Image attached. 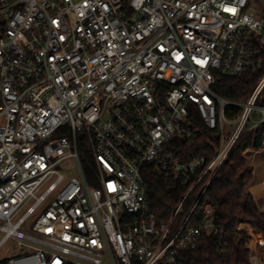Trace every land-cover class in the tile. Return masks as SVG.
<instances>
[{
    "label": "built area",
    "instance_id": "built-area-1",
    "mask_svg": "<svg viewBox=\"0 0 264 264\" xmlns=\"http://www.w3.org/2000/svg\"><path fill=\"white\" fill-rule=\"evenodd\" d=\"M246 70L260 73L246 101L213 90ZM262 95L264 0H0V250H15L0 264H180L204 232L223 253L211 204L196 226L184 229L192 209L171 223L264 125ZM191 110L215 131L210 159L174 153L173 138H196ZM145 164L184 188L168 223L150 209ZM244 230L249 264H264V236Z\"/></svg>",
    "mask_w": 264,
    "mask_h": 264
},
{
    "label": "trees",
    "instance_id": "trees-1",
    "mask_svg": "<svg viewBox=\"0 0 264 264\" xmlns=\"http://www.w3.org/2000/svg\"><path fill=\"white\" fill-rule=\"evenodd\" d=\"M260 73L246 70L236 76L219 75L212 86L221 97L244 102L250 95ZM264 105V95L257 99ZM239 113L238 108H229L226 114L234 118ZM189 122L194 127L196 138L186 145L181 137H175L171 143L175 146L174 153L183 160L193 157L207 156L210 159L215 154L217 139L215 131H211L199 118L190 111ZM264 125L254 130H248L238 136L230 148L226 158L210 178L203 189L206 177L190 192L180 204L177 214L172 220V230L177 229L188 215L184 229L198 225L202 210L206 204H211L215 210V224L226 231L225 250L219 254L215 251L217 233L204 232L195 247L182 250L180 264H249L248 248L245 246V230L238 229V224L246 220L253 230L264 236V212L258 209L256 202L245 185L251 177L252 166L242 155L246 148H258L257 133ZM86 170L92 168V159L83 158ZM144 178L147 200L154 212L157 223H168L175 211L184 188L179 182L163 179L155 172L152 164H145L141 169ZM199 200L195 203L196 198Z\"/></svg>",
    "mask_w": 264,
    "mask_h": 264
},
{
    "label": "crops",
    "instance_id": "crops-1",
    "mask_svg": "<svg viewBox=\"0 0 264 264\" xmlns=\"http://www.w3.org/2000/svg\"><path fill=\"white\" fill-rule=\"evenodd\" d=\"M242 155L252 166L251 177L245 188L253 196L259 210L264 212V149L248 147Z\"/></svg>",
    "mask_w": 264,
    "mask_h": 264
},
{
    "label": "rangeland",
    "instance_id": "rangeland-1",
    "mask_svg": "<svg viewBox=\"0 0 264 264\" xmlns=\"http://www.w3.org/2000/svg\"><path fill=\"white\" fill-rule=\"evenodd\" d=\"M70 172V174L69 175H76V171L74 170V169H70L69 170ZM259 209V208H258ZM242 223H241V225H240V223L238 224V226L240 227V229H245V228H247V226H250V224L246 221V220H243V221H241ZM251 227V226H250ZM252 228V227H251ZM255 231V230H254ZM258 233H260V232H258ZM262 234V233H261ZM15 250L14 249H8V248H6V247H3V249H1L0 250V257H7V256H10V255H12L13 254V252H14ZM263 262H264V259H263Z\"/></svg>",
    "mask_w": 264,
    "mask_h": 264
},
{
    "label": "bare ground",
    "instance_id": "bare-ground-1",
    "mask_svg": "<svg viewBox=\"0 0 264 264\" xmlns=\"http://www.w3.org/2000/svg\"><path fill=\"white\" fill-rule=\"evenodd\" d=\"M263 184V183H262ZM258 190V189H257Z\"/></svg>",
    "mask_w": 264,
    "mask_h": 264
}]
</instances>
